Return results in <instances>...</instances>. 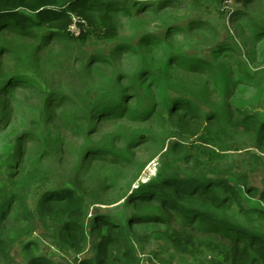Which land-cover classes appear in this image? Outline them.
<instances>
[{
  "label": "rangeland",
  "instance_id": "374dc122",
  "mask_svg": "<svg viewBox=\"0 0 264 264\" xmlns=\"http://www.w3.org/2000/svg\"><path fill=\"white\" fill-rule=\"evenodd\" d=\"M88 1L95 7L107 1L122 6L114 16L115 38H104L102 28L89 32L83 42L48 36L32 60L34 75L27 72L8 83L6 93L0 92V180L11 181L24 197L17 204L36 216L41 193L66 184L65 174L79 165L87 224L95 214L123 221L131 212L125 206L127 197L140 183L158 177L163 162L174 161L163 166L165 172L182 176L191 171L195 157L202 166L229 165L232 171L227 176L237 188L235 177L245 174L250 186L264 190V144L240 133L220 151L207 136L211 125L203 118V113L220 109L232 116L255 112L264 119V0ZM71 15L68 32L79 38L82 29L87 30L79 28L84 19ZM10 41L20 54L2 51ZM34 44L20 33L0 34V76L27 69L22 52ZM84 63L86 79L72 77L70 67L76 73ZM39 82L64 91V96L46 102ZM74 93L85 100L100 97L97 120L84 116ZM175 99H187L194 108L178 105L170 114L169 105ZM24 131L27 138L16 142ZM137 133L147 137L136 141L132 137ZM41 134L53 144V156L42 154ZM174 142L194 158L185 160L181 148L170 149ZM211 149L220 157H207ZM241 187L240 204L221 213L264 231L260 215L264 201ZM35 221L33 231L13 244L12 258H22L23 241L33 239L40 253L53 261L75 264V255L57 251L50 243V230L38 218ZM4 225L25 228L29 224L16 221L12 212ZM131 227L140 264H201L182 250L176 252L173 243L157 238L164 225L132 222ZM97 239L89 238L76 256L93 257Z\"/></svg>",
  "mask_w": 264,
  "mask_h": 264
},
{
  "label": "trees",
  "instance_id": "16d2710c",
  "mask_svg": "<svg viewBox=\"0 0 264 264\" xmlns=\"http://www.w3.org/2000/svg\"><path fill=\"white\" fill-rule=\"evenodd\" d=\"M135 1L143 3L149 0ZM103 4L102 7H95L88 0H0V34L20 33L29 41L35 42L22 52V60L27 63V69L0 76V92L5 90L6 93L8 83L26 75L27 72L31 73L32 60L42 49L48 36L54 40L63 37L72 42H83L89 32L102 28L104 38L114 39L118 32L114 16L122 6L111 1ZM71 13H76L84 19V22L79 23V28H87L86 31L82 29L79 38L70 34L67 29L72 22ZM2 51L8 55L20 54L11 41L2 46ZM50 59L59 60V57ZM87 67L84 63L76 73L70 67L71 76L86 79ZM136 78L135 73L134 82ZM30 79L36 80L33 76ZM40 84L46 102L61 98L65 94L62 90L53 91L47 84L39 82ZM72 95L77 98L78 105L87 119H98L95 110L101 102L100 97L95 99L89 96L85 100L75 93ZM135 96H138V99L140 92H136ZM178 105L187 110L194 106L187 99H175L169 105L170 114ZM203 114L207 124L211 125L210 128L207 127V136H210L212 144L220 151H223L222 148L235 134L240 133L251 135L258 145L264 144V119H259L255 112L242 111L239 116H232L228 111L219 109ZM26 132L20 133L16 142L27 138ZM146 137L144 133H137L132 138L139 141ZM39 141L42 154L53 156L54 146L50 139L41 134ZM180 148L181 145L175 142L170 145L172 150L177 151ZM91 149L99 152L108 150L106 147ZM85 152L86 148L82 149V156ZM180 153L185 160L192 156L182 151V148ZM207 157L219 158L220 155L216 149H211L207 152ZM173 162H163L158 169V177L140 183L134 194L127 197L125 206L131 212L123 221H117L107 214H95L92 222L87 224L88 207L83 195L86 190L79 165L65 174L66 184L41 193L36 205V216L26 206L17 204L24 200V197L10 185L11 181L0 180V264H18L13 261L12 246L33 231L37 218L44 228L50 230V243L59 252L73 253L75 264H140L133 245L135 235L131 227L132 222L164 225L165 229L156 233L157 238L161 237L173 243L176 252L182 250L201 264H264V231L221 213L231 209L234 203L240 204L243 195L239 186H242L244 193H257L261 201H264V190L257 191V188L250 186L245 174L235 177L237 188L227 176L232 171L229 165H212L209 162V165L202 166L200 158L195 157L191 171L180 176L165 172L163 166L168 167L167 164ZM12 212L16 221L28 222L29 225L25 228H7L4 222L12 219ZM260 215L264 217V211H261ZM176 222L179 223L178 228L173 227ZM97 237L93 257L76 256L82 253L89 238ZM38 245L33 239L23 241L21 257L25 259V264H56L46 253H40Z\"/></svg>",
  "mask_w": 264,
  "mask_h": 264
},
{
  "label": "crops",
  "instance_id": "0c3cea01",
  "mask_svg": "<svg viewBox=\"0 0 264 264\" xmlns=\"http://www.w3.org/2000/svg\"><path fill=\"white\" fill-rule=\"evenodd\" d=\"M17 253H19V251H18ZM19 254H20V253H19ZM15 258H17V259H15ZM50 258H51V256H50ZM13 261H14L15 263H18V264H25V259H24V258L22 259V258H20V257H19V258H18V257H14V258H13ZM56 264H60V263H57V262H56Z\"/></svg>",
  "mask_w": 264,
  "mask_h": 264
},
{
  "label": "built area",
  "instance_id": "2783aa9c",
  "mask_svg": "<svg viewBox=\"0 0 264 264\" xmlns=\"http://www.w3.org/2000/svg\"><path fill=\"white\" fill-rule=\"evenodd\" d=\"M224 1L230 2V1H233V0H224Z\"/></svg>",
  "mask_w": 264,
  "mask_h": 264
}]
</instances>
